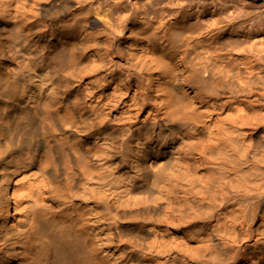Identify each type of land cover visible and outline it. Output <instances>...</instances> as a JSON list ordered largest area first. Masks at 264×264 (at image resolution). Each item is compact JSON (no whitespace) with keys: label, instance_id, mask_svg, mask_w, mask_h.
I'll list each match as a JSON object with an SVG mask.
<instances>
[{"label":"bare ground","instance_id":"obj_1","mask_svg":"<svg viewBox=\"0 0 264 264\" xmlns=\"http://www.w3.org/2000/svg\"><path fill=\"white\" fill-rule=\"evenodd\" d=\"M237 1L0 0V264H264V14Z\"/></svg>","mask_w":264,"mask_h":264},{"label":"rangeland","instance_id":"obj_2","mask_svg":"<svg viewBox=\"0 0 264 264\" xmlns=\"http://www.w3.org/2000/svg\"><path fill=\"white\" fill-rule=\"evenodd\" d=\"M233 2H234V3H237L238 1H237V0H233ZM255 3H256V5L254 4L255 7L259 8L260 11L264 14V0H256ZM254 5H253V6H254ZM204 8H205V10L207 9V7H204ZM210 16H211V13H210L209 11L206 10L204 18H205V19H209ZM261 38H262V40L264 41V27H263V29H262V35H261ZM259 42H260V39H259V38H258V39H254V46L259 47V46H258V45H259Z\"/></svg>","mask_w":264,"mask_h":264}]
</instances>
